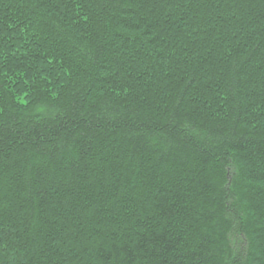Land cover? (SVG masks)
Wrapping results in <instances>:
<instances>
[{
  "label": "trees",
  "instance_id": "1",
  "mask_svg": "<svg viewBox=\"0 0 264 264\" xmlns=\"http://www.w3.org/2000/svg\"><path fill=\"white\" fill-rule=\"evenodd\" d=\"M0 264H264V0H0Z\"/></svg>",
  "mask_w": 264,
  "mask_h": 264
}]
</instances>
